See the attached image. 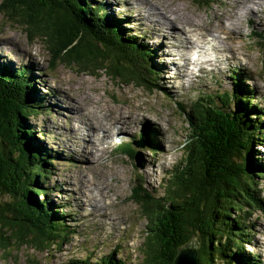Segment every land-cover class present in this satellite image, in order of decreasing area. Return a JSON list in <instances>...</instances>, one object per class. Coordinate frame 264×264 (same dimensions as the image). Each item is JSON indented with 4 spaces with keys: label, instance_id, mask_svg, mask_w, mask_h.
Wrapping results in <instances>:
<instances>
[{
    "label": "rangeland",
    "instance_id": "obj_1",
    "mask_svg": "<svg viewBox=\"0 0 264 264\" xmlns=\"http://www.w3.org/2000/svg\"><path fill=\"white\" fill-rule=\"evenodd\" d=\"M138 1L141 2L140 6L136 4ZM205 1H93L94 3H107L108 15L113 16L126 37L134 44V49L140 44L139 48L145 47L153 51L149 54L152 56L147 65L153 68V74H151L152 71L147 69L146 65L143 66L142 62L141 66L135 68L119 56L120 52L118 54L114 52L113 47L108 43L102 40L93 41L97 54L108 52L105 64L126 73L128 72L125 68H135L138 72L145 74L146 78L148 77L146 75L151 74L149 79L153 85L145 86L128 77L114 75L116 72L111 69L88 71L76 65L59 62L56 56L48 50L43 36L29 35L25 29V23L17 21L13 15L3 11L1 4L4 0H0V36L4 35L6 40L3 41L13 44L18 49L15 53L8 47H4L6 51L0 47V51L5 53L4 56L0 55V65L9 69H17L23 64L32 63L26 76L30 79V84L34 86L32 91L34 92L36 88L35 94L46 103L47 108H50L27 117V122L35 127L33 133L34 136L36 135V140L44 144L48 150L55 152L52 155L55 156L52 162V174L43 186L51 187L50 200L54 203L55 211L61 214L66 231V238H63L62 232L59 233L63 240L57 238V231L56 239L61 240V243H56L44 250H37L29 245H19L15 241L10 242L8 237H2V243L9 246L4 250L0 249V264H28L27 257L33 258L32 264H63L71 257L82 258L89 254L94 258L114 249L115 257H120L124 262L126 261L125 254L128 252L127 264H143L141 243L148 237L147 225L149 223L141 207L130 198L131 188L136 184L142 185L151 193L164 195L163 188L169 171L176 165H182L186 155L183 150L189 139L190 129L182 108L188 107L200 95L230 91L231 76L237 77L241 74L247 78L244 83H247L251 89V94H246V96L254 95L255 98L250 97V101L264 109V4H258L262 2L261 0L251 3L254 5L251 19L243 14L245 0H211L204 4ZM142 2L147 6L144 7ZM155 5L172 14V19L178 25L185 24L189 28L193 25L185 15L194 18V25L198 27L216 24L219 17L236 18L234 15H240V19H235L238 24L234 30V37L223 38V41L230 45V51H225L230 54V57L226 56L218 60L220 56H215L216 64L201 66L203 71H198L194 67L191 69L195 72L193 77L190 74L181 75L180 72L172 76L170 70L167 72L165 69L166 65L162 57V55L168 56L171 52L164 49L166 45L171 47V40L163 38L158 33V27H164L166 23L159 14L154 13ZM179 13L186 19H182ZM43 15L49 16L50 11L43 12ZM176 23L173 24L176 25ZM172 25L169 26L174 31ZM174 28L177 29L175 35L179 36V27L174 26ZM120 39L124 41L119 36L118 40ZM182 54L188 58L187 50H184ZM26 55L30 57V60L25 57ZM232 56L236 59H232ZM172 59L176 60L174 57ZM209 65H212L211 69L208 68ZM96 66L98 64L94 65ZM180 80L182 81L179 83ZM155 83L158 87L154 86ZM57 88H60L65 95L84 99L87 102L91 101L96 112L104 120L103 126L109 130H112L113 123L120 127L117 130L116 125L113 126L112 133L106 136L100 133V136H103L96 141L97 150H92V153H95L94 156L98 158L101 154L103 158L101 159L103 164L100 167H90V171L85 172L76 170L80 160H78L79 163L76 162V154L64 141V134L72 141L74 139L81 141L80 129H73L76 125L79 128L81 126L78 123L79 119L69 116L70 111L63 112V108L68 106L69 101L63 94H57L60 92ZM33 107H38V105L33 103L29 110ZM123 118L130 120L128 131L121 122ZM81 129L87 130L86 128ZM161 132L166 143L161 137ZM92 133L93 136L99 134L95 129ZM107 138H112V141L104 142L102 145ZM149 139L154 140V145L147 144ZM134 141L138 143V146L132 145V147L139 153V160L145 162L142 168L135 164L134 155L128 156L130 150L127 142ZM255 142L252 149L253 155L258 159V163L264 162V140ZM90 165L91 163L84 167ZM79 172L76 184L74 177ZM258 173L264 174V167ZM82 175L86 176L83 178L85 179L83 184L89 182L92 188H99L102 185L101 191L104 192L105 204L100 210L87 213L93 209L94 205H88L86 209H83L80 204L76 203L74 194L76 197H81L84 189L73 192V188L74 190L79 188V178L81 179ZM111 175L113 179H110ZM255 180L260 196L264 198V176H256ZM94 192L95 190L91 189L87 195L91 198L94 194L97 200L101 199V196ZM32 196L30 194L28 198L33 203L43 199L41 195L35 200L31 198ZM6 198V196L1 197V199ZM77 200L80 203L81 198ZM249 224L251 225L249 232L246 231L249 227L243 228L246 233L243 236V239H246V242L243 240L244 247L251 256L255 255L257 264H264V210L253 211ZM230 228L227 226L224 230L230 232V236H234L236 230ZM149 243L151 244L152 241ZM231 244L232 241L226 243V253L231 254L234 260L235 252ZM220 263L221 261H218L216 264Z\"/></svg>",
    "mask_w": 264,
    "mask_h": 264
},
{
    "label": "trees",
    "instance_id": "obj_2",
    "mask_svg": "<svg viewBox=\"0 0 264 264\" xmlns=\"http://www.w3.org/2000/svg\"><path fill=\"white\" fill-rule=\"evenodd\" d=\"M92 2L5 0L1 7L5 13L25 23L29 35L43 36L48 50L59 62L88 71L111 69L116 72L114 75L128 77L145 86L153 85L149 79L153 71L146 78L135 69L142 62L152 70L147 65L153 51L144 47L146 51L141 55L142 47L134 49V44L113 16L108 15L104 20L101 11L107 9V3ZM209 2L211 0H206L204 4ZM48 11L50 15L44 16L43 12ZM119 36L124 41L118 40ZM94 40L108 43L135 68H125L126 73L105 64L108 52L97 54ZM96 64L98 66L94 67ZM27 71L26 68L9 69L0 65L2 250L9 246L2 243V237L37 250L61 243L56 239L57 231V238L62 239L60 232L66 238L62 216L50 200L51 187L43 186L52 174L55 157L50 158V155L55 152L36 140L35 127L27 122V117L47 108L41 106L29 110L41 98L35 94L36 89L32 91L34 86L26 76ZM239 75L231 76L229 92L200 95L188 107L182 108L190 129L183 150L186 155L182 165L169 171L164 195L151 193L142 185L132 187L130 198L141 207L149 223L148 237L141 243L143 264H171L177 248L192 236L199 241V264H216L218 261L220 264H257L255 255L251 256L244 247L246 233L243 228L249 227L246 229L249 232L251 213L264 210V198L260 196L255 180L256 176H264L258 173L264 162L258 163L252 150L255 141L264 140V109L250 101L254 95L246 96L251 94V89L244 83L247 78ZM147 144L154 145V140L149 139ZM29 193L34 200L39 195L43 199L33 203ZM2 196L7 198L1 199ZM227 226L236 230L234 236L224 230ZM230 241L234 260L226 253V243ZM114 250L94 258L89 254L82 258L71 257L63 264H127L128 261L115 257ZM33 261L27 257L28 264Z\"/></svg>",
    "mask_w": 264,
    "mask_h": 264
},
{
    "label": "bare ground",
    "instance_id": "obj_3",
    "mask_svg": "<svg viewBox=\"0 0 264 264\" xmlns=\"http://www.w3.org/2000/svg\"><path fill=\"white\" fill-rule=\"evenodd\" d=\"M254 1L255 0H245L246 3L244 5V7H243L244 8V12H243L244 16H247V17H249L251 19H252V17H251L252 7L254 9V5H251V3L254 2ZM261 1L262 2H260L258 4H264V0H261ZM243 2L244 1H242V3ZM142 3L144 5V7L147 6V5H145L144 2H142ZM136 4L140 6L141 2L138 1V2H136ZM73 6H75V5H73ZM108 13H107V10L102 9L101 14L103 15L104 20H107ZM154 13L155 14H159L160 18L163 19L165 21V23H166V26L161 27V28H160V26L158 27L159 28V32L158 33L163 38L171 40V47L166 45V47L164 48L165 50H169L171 52L169 53L168 56H163L162 55V57L164 58L163 59V63L165 62V65H166L165 69L167 70V72H169V70H170V73L172 74V76H174V75L176 76L175 73L180 72L181 75H185V74L189 75L190 74L191 77H193L195 72L192 71L191 69H193L194 67L197 68L198 71H203V69H201V68L205 67L206 64H213V65L216 64L215 61L217 59H216L215 56H220V58H218V60H221V59H223V57L225 58L226 56L230 57L229 56L230 54L225 53L226 50L230 51V45L226 44V42L223 41V38H229L230 39V38L234 37V32H235L234 30L236 29L237 24H238V23L236 24L235 19H237V18L240 19L241 18L240 15H234V16H236V18H233V17L232 18L219 17V19L217 20L218 22L216 24L215 23L212 24V25H207L206 24V25L200 26V27L194 25L195 24L194 23L195 22L194 18H190L187 15H185L188 18V21L191 23V25H193V26H191V28H189L185 24H183L182 26L178 25L172 19L173 18L172 14L166 12L165 9H163V8L157 7L156 5L154 7ZM179 15H180V17L182 19H184V20L186 19V18L183 17L184 15L182 16L180 13H179ZM124 19H125V17H124ZM173 23H176V25H174ZM169 25H172V28L174 29V31L171 30ZM253 25H255V24H253ZM174 26H178L179 27V36L175 35V32H177V29H175ZM241 30H243V29H241ZM218 36H219V38H218ZM4 37H5L4 35L0 36V47L3 48L4 51H6L4 49V47H8V48L12 49L15 53H17L18 49L16 47H14L13 44L4 42L3 40H6V39H4ZM232 41H233V39H232ZM263 43H264V40H263ZM139 46H140V44L136 45V48L139 49ZM235 48L237 49V47H235ZM184 50H187L188 58L185 56V54H182L184 52ZM144 52H145V48L142 47V51L140 52V54L142 55V54H144ZM191 52L192 53L195 52V55H194L195 57H192V54H190ZM4 54L5 53L3 51H0V55L4 56ZM231 55H232V53H231ZM25 57L30 60L29 56L26 55ZM172 57L176 58V60L172 59ZM232 59H236V57L232 56ZM32 65H33L32 63H29L28 65L23 64L20 67L21 68H26V69L29 70L30 69L29 67L32 66ZM208 68L211 69L212 65H209ZM150 71H152V70L150 69ZM239 76H242V75L240 74ZM154 80L157 82V79L155 77H154ZM181 81L182 80H180L179 83ZM155 85L158 87V85L156 83H155ZM58 90L60 92H57V94H59V95L63 94L65 97H67V99L69 101L68 102V106L63 108V112H69L70 111L69 116L73 117L74 119H79L78 123H80L79 125L81 126V128H86L87 129V130H83V129L79 128L77 125H76V127L73 128V129H80V137H82L81 141L79 139H74V138H73L74 141H72L71 139H68L66 137V135L64 134V141L70 147V149L76 154V156H75L76 157V162L79 163L78 160H80V163L77 165V169L76 170H79L81 172H85L87 170L90 171V167L91 168L100 167L103 164L102 163L103 160H101L103 158H102L101 154L98 155V158L96 156H94L95 153L93 154L92 150H95V149L97 150L96 141H99V139H101L103 135L106 136V135H108V133H112L113 126H115L116 124L113 123L112 124V130H109L107 127L103 126V121L104 120L96 112V110H95V108H94V106H93L91 101L87 102L84 99H76V98H74L71 95L68 96V95H65L64 93H62V90H60V88ZM39 101L40 102L37 103V105H38L37 108H39L41 106H45V104H46L45 102H43L42 100H39ZM37 108L34 107V109H37ZM45 109H50V108H45ZM105 117H107V116H105ZM129 121L130 120L127 119V118L121 119V122L127 128V131H128ZM93 129L98 131L99 134L96 135V136H93V133H92ZM116 129L119 130L120 127L118 125H116ZM100 133L103 134V135L100 136L101 135ZM161 137L163 138L164 142L166 143V139H165V137H164L162 132H161ZM107 141H112V138H107L106 140H104L102 145L104 144V142L106 143ZM51 157H55V156H51L50 155V158ZM96 161H98V162H96ZM89 163H91L90 166L84 167V165H87ZM80 168H82V169H80ZM79 175H80V172L75 175V177H74L75 183H76L77 177H79ZM112 175L110 176V179H113ZM85 177L86 176L84 175L83 177H81V179L79 178V183H78L79 188L77 190L76 189L74 190V188H73V192L80 191V190L84 189L81 197H76V195L74 194V196L76 198V203L80 204L83 209H86V207L88 205H94L93 209L88 211L87 213H89L91 211L100 210L102 208V206L105 204L104 201H103V200H105V199H103L104 192L101 191L102 185L99 188H96V187L92 188V186H89V182H86V184H83V181L85 180L83 178H85ZM91 189L95 190L94 193L97 192L101 196V199L97 200L96 197L94 196V194L91 196V198H92L91 199L90 196L87 195V192L89 190H91ZM78 198H81L80 203L77 200ZM115 214H113V215H115ZM258 243L259 242H257V244ZM24 245H26V244H24ZM127 254H128V252H126V254H125L126 255V261L129 260Z\"/></svg>",
    "mask_w": 264,
    "mask_h": 264
},
{
    "label": "water",
    "instance_id": "obj_4",
    "mask_svg": "<svg viewBox=\"0 0 264 264\" xmlns=\"http://www.w3.org/2000/svg\"><path fill=\"white\" fill-rule=\"evenodd\" d=\"M135 146H138V143L133 142ZM139 153L136 151L134 154V162L138 167L144 166V161L139 160ZM25 176H28V173H25ZM41 180V179H40ZM171 264H199V242L196 238L191 237L188 242L181 245L177 248Z\"/></svg>",
    "mask_w": 264,
    "mask_h": 264
},
{
    "label": "clouds",
    "instance_id": "obj_5",
    "mask_svg": "<svg viewBox=\"0 0 264 264\" xmlns=\"http://www.w3.org/2000/svg\"><path fill=\"white\" fill-rule=\"evenodd\" d=\"M9 79V78H8ZM40 112V111H39ZM119 141V140H118ZM132 145L134 146V144H133V142H131V143H128L127 142V146H128V149L130 150V156H133L135 153H136V150L132 147ZM55 160V159H54ZM145 163V162H144ZM137 185V184H136ZM136 185H134V186H136ZM134 186H132V187H134ZM132 189V188H131ZM50 190H51V188H50ZM193 237V236H192ZM195 238V237H194ZM199 242V241H198Z\"/></svg>",
    "mask_w": 264,
    "mask_h": 264
}]
</instances>
